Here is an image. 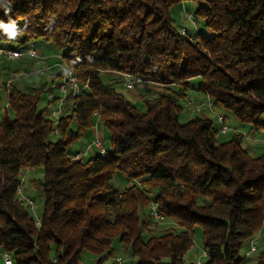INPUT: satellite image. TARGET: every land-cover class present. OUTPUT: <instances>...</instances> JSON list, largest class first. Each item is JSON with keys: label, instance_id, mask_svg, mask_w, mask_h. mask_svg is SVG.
Instances as JSON below:
<instances>
[{"label": "trees", "instance_id": "1", "mask_svg": "<svg viewBox=\"0 0 264 264\" xmlns=\"http://www.w3.org/2000/svg\"><path fill=\"white\" fill-rule=\"evenodd\" d=\"M184 1L11 0L10 13L0 9V20L27 21L15 41L0 33V46L51 43L87 83L55 122L39 108L45 82L28 91L4 84L0 252L13 264H80L85 253L94 264H114L107 261L114 242L135 264H190L184 256L195 226L202 229L203 264L241 263L239 249L264 220V155H251L239 131L222 139L202 110L184 123L179 113L196 90L206 99L196 104L210 99L240 125L264 132V0H190L192 35L170 15ZM53 67L52 82L59 77ZM125 71L156 88L141 96L144 110L124 93L116 72ZM96 122L110 149L74 158L78 152L68 147ZM38 170L42 178L30 180L43 193L36 227L16 190L22 173ZM116 172L130 182L123 191L111 183ZM152 202L174 227H152ZM255 264H264V251Z\"/></svg>", "mask_w": 264, "mask_h": 264}, {"label": "rangeland", "instance_id": "2", "mask_svg": "<svg viewBox=\"0 0 264 264\" xmlns=\"http://www.w3.org/2000/svg\"><path fill=\"white\" fill-rule=\"evenodd\" d=\"M195 10V5L192 1L186 0L183 3H178L173 5L170 8V15L175 21V25L179 31H181L183 28L186 29L188 35H192L195 30L196 23L195 20L191 22L189 19L186 18L185 13H193ZM198 25H199V31L202 32V21L198 19ZM39 46V47H38ZM43 46V50H42ZM32 48L36 49L39 53L42 50V54L48 55L50 57V60L55 62V64H65L58 49L51 43L44 44V43H37L32 44ZM34 62V61H33ZM31 61L24 60V59H18V60H9V59H0V94H1V112H0V120L3 117V110L5 107H7V92L5 90L4 84L7 82L9 78H12L16 76V80L13 83L14 86L17 88L28 91L29 87L32 85H37L39 82L46 83V88L42 92L41 95V101L39 103V108H47L48 102H47V93L48 90L56 84L57 77L55 78L54 82H52L51 79V71H47L45 74L41 76H25L24 72L29 71L32 69L33 66H39V64H30ZM47 65L46 63L41 64ZM57 68V67H56ZM58 70V68H57ZM11 88V87H10ZM118 90L120 89L117 86ZM135 90V89H134ZM133 90V91H134ZM133 91L128 92L124 91L126 97L130 99L132 104L136 106V108L140 110H144V106L142 103V100L139 98H134L131 96L133 94ZM131 94V95H130ZM193 101L196 103V99L192 97ZM206 99H204V102ZM184 105V102H182ZM203 116L211 119L212 123L214 125H218V122L216 120V115L220 114L225 117V123L230 127V130L227 134H224L221 136L222 139H227L230 134L234 131H239L243 134V146L248 150V152L251 155L258 156V155H264V132L261 131H255L251 130L249 128L248 124L240 125V122L234 118V116L230 113V111L223 109L219 106H213L212 108H207L205 105L201 108ZM199 113H190L189 110L184 108L179 113V121L181 123L186 122L189 118L197 115ZM8 115L11 117L12 114L10 111H8ZM44 115L46 117H50L51 115L49 112H45ZM52 118V117H51ZM50 118V119H51ZM52 120L55 122V120L52 118ZM96 123H94L95 125ZM100 128V126H98ZM92 129V128H91ZM103 131V144L106 147V149H110V136L107 131ZM95 136L93 133L88 131V133L78 140L73 141L70 146L68 147L69 153H75L78 151H82L84 154L83 156H87V152L85 150L88 145H92L94 141ZM96 152V151H95ZM26 180L23 185L24 188V194L26 197L31 198L34 201V210H35V217H41L43 212V193L39 190L34 189L31 184L30 180L35 179H41L42 178V172L41 170H38L36 172H25ZM111 183L114 186L115 189L118 191H123L130 182L123 176L120 172H116L114 176L111 179ZM157 221L155 224H152V227L154 229H157L159 231H164L166 229L174 227V221L171 219H161V220H154ZM256 241V251L253 252L250 255H246L247 249H248V243H244L242 247L239 249L237 257L240 258L242 261L240 264H255L256 258L259 256V254L264 251V220H262L261 225L255 232L253 236ZM113 254L111 258H108V262L113 263L114 258L116 256H121L125 264H135L134 259L131 257L130 253L128 251H124L121 248H119L118 243H113ZM203 253V244H202V229L200 226L194 227V233H193V244L188 249L184 256V260L187 263L190 264H196V262L199 260L201 264L205 261V256H202ZM96 258L85 253L82 256L80 264H94ZM0 264L1 262V256H0ZM167 264V262H166Z\"/></svg>", "mask_w": 264, "mask_h": 264}, {"label": "built area", "instance_id": "3", "mask_svg": "<svg viewBox=\"0 0 264 264\" xmlns=\"http://www.w3.org/2000/svg\"><path fill=\"white\" fill-rule=\"evenodd\" d=\"M185 14L187 19H189L191 22L194 21L192 13ZM194 23L196 22H193V24ZM181 32L185 33L186 30L183 28ZM0 59H24L39 63L44 59V56H42L38 51H36V49L33 48H10L0 46ZM53 66H56L58 68L57 71L59 73V77L54 87V91L56 93H54V91H48L47 93V109H49L51 117L54 120H57L59 117L65 115L71 110L73 98L81 94V92L87 88V83L81 84L78 78L74 75L72 69L68 68L65 64L59 63ZM51 69L52 65L33 66L32 69L27 72H24V75L29 77L41 76L47 71H50ZM116 74L119 77L121 85L128 92L133 91L139 84L144 83V80L141 77L131 72H116ZM15 80L16 76L9 78L5 85L9 86ZM205 104L208 108L213 107L212 101L210 99H207V102ZM183 106L185 109L187 108L190 113L195 114L201 112L202 105L198 103L196 104L193 101L192 97L188 96L185 98ZM216 120L218 122V125L216 126L217 131L220 134L228 133L230 127L225 123L224 117L220 114H217ZM55 132H57V130H55ZM86 152H89L90 155L97 154L98 156H104L106 153V149L103 144V140L100 138H95L92 145L88 147V150ZM83 154L84 153L82 151H79L74 156V158H80L83 156ZM25 172L21 174L20 183L17 187L16 193L20 197V199L24 201L28 212L33 217V225L38 227L40 225V218L35 217L34 201L31 198L26 197L23 192V185L26 179ZM150 214L154 220L163 219L162 215L157 212L156 204L153 202L150 205ZM256 241L257 240L255 238H252L248 241V249L246 255H250L256 251ZM0 256L2 264H13L12 257L8 252H0ZM202 256H205L204 251L202 253ZM114 264H125V261L121 256H116L114 258ZM196 264H201V262L198 260Z\"/></svg>", "mask_w": 264, "mask_h": 264}, {"label": "crops", "instance_id": "4", "mask_svg": "<svg viewBox=\"0 0 264 264\" xmlns=\"http://www.w3.org/2000/svg\"><path fill=\"white\" fill-rule=\"evenodd\" d=\"M42 50H43V46H42ZM42 50L40 51L41 52L40 54L42 56H44V59L42 61H40L39 63L31 61L30 64H39V65H41L43 63H46L47 65H52V66L55 65V62L51 61L50 57L48 55L42 54ZM28 61H30V60H28ZM53 68H54V70H56L55 67H53ZM57 79H58V77H57ZM154 90H156L155 86H153L151 84H147V83H141L135 88V90L133 91V94L132 95L130 94V95L133 96L134 98L141 99V96L150 95V93L152 91H154ZM189 95L194 97L197 102L204 101V99H205V96L200 94L196 90L189 91ZM98 126H100V128ZM90 132L93 133L95 138L103 139V131H102L101 124L99 122H96V124L92 127V129H90ZM88 147H90V144L88 145ZM88 147L85 148L86 151L88 150ZM75 153H77V152H75ZM87 155H89V152H87Z\"/></svg>", "mask_w": 264, "mask_h": 264}, {"label": "clouds", "instance_id": "5", "mask_svg": "<svg viewBox=\"0 0 264 264\" xmlns=\"http://www.w3.org/2000/svg\"><path fill=\"white\" fill-rule=\"evenodd\" d=\"M0 9H3L5 14L10 13L11 11V0H5L4 3H0ZM27 21H25L23 27L18 23L16 19H13L9 16L7 22L0 20V33L8 41H15L22 37L26 33Z\"/></svg>", "mask_w": 264, "mask_h": 264}]
</instances>
